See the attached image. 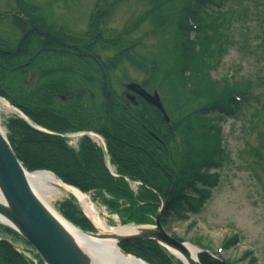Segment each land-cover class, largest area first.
Returning <instances> with one entry per match:
<instances>
[{
  "label": "trees",
  "instance_id": "obj_1",
  "mask_svg": "<svg viewBox=\"0 0 264 264\" xmlns=\"http://www.w3.org/2000/svg\"><path fill=\"white\" fill-rule=\"evenodd\" d=\"M238 1L242 0H185L179 9L181 17L175 23H172L174 11L167 6L152 8L156 29L163 31L165 25L170 24L180 40L179 46H174L176 60L169 68L170 74L163 76L170 86L176 87L173 91L176 97L169 103L171 120L168 125L158 111L142 102L137 107L130 105L107 89L105 83L102 105L95 102L96 81L106 80L107 69L127 63L147 70L149 74L158 71L155 62L147 64L135 58L132 54L135 44L124 42L125 33L104 38L95 30V25L101 24L96 21L80 37L65 35L40 18H35L31 25L29 15L33 10L21 0H16L20 11L28 16L23 23L27 28L17 47H11L0 39V97L7 99L35 126L46 131L61 135L78 131L96 132L105 140L114 173L140 182L149 189L140 187L134 196L124 180L115 179L108 173L101 150L88 138L80 140L75 152L67 146L65 139L38 132L21 119L13 118L7 122V130L17 159L29 172L47 170L64 184L82 193H92L93 200L116 212L122 223L151 222L158 199L150 189L166 198L172 187L162 216L164 225L175 219H184L187 213L196 214L210 190L217 185V177L210 173L211 170L227 158L217 139V122L224 121L232 113L239 117L251 103L257 106L264 103L252 93V83L250 90L246 87L236 97L229 94L230 90L225 85H212L206 73L209 67L206 51H200V47L206 49L203 41L207 36L198 31L193 39H189L193 31L190 22L198 23L206 14L217 18L226 5ZM258 15L260 12L255 14ZM34 39L38 42H33ZM221 46L225 50L224 44ZM38 49H42L41 53L32 54ZM97 50H113L115 53L106 64L99 60ZM165 51V56L172 53L167 52V48ZM121 60L123 63L119 64ZM61 95H67L66 101L61 102L57 98ZM188 100L196 106H189ZM182 126L192 140L198 128L205 146L194 150L185 143L178 153L177 162L170 142L174 131ZM260 143L264 150V141ZM63 215L82 230H91L76 207L64 205ZM236 240V237L227 240L223 247L234 245ZM119 248L149 264H179L153 242H127L120 244ZM199 260L201 264H220L205 255L199 256ZM0 264L26 263L0 242Z\"/></svg>",
  "mask_w": 264,
  "mask_h": 264
},
{
  "label": "rangeland",
  "instance_id": "obj_2",
  "mask_svg": "<svg viewBox=\"0 0 264 264\" xmlns=\"http://www.w3.org/2000/svg\"><path fill=\"white\" fill-rule=\"evenodd\" d=\"M26 2L40 5L44 12H36L35 16L29 17L32 19L31 25L35 23V18L45 15V19L54 27L60 26L63 31L80 37L89 31V26L94 21L102 22L95 25L96 32L102 33L104 38L125 33L124 38L122 37L124 42L135 44L132 50L135 57L147 64L156 63L155 68L158 67V71L154 74L127 63L116 65L111 70L107 69V75L104 73L106 80L99 79L95 84L97 104L102 105L104 100L103 83L107 84V89L120 96L121 83L131 81L139 85L145 83L144 88L146 87L147 91L157 89L162 105L169 109L170 101L176 97L173 92L176 87L170 86L163 76L166 73L170 74L169 68L176 60L174 46H179L180 40L170 24L165 25L163 31L156 29L153 24L154 13L151 10L158 5L167 6L174 11L172 23H175L181 17L179 9L183 7L185 0H27ZM263 4L264 0H242L230 3L221 10L219 17L214 16L210 19L209 16L200 21L202 28L200 33L208 32L212 41V45L207 47L209 50L206 53V62L221 43L225 45L224 53H220V64L214 66L217 68L215 77L218 80L222 77L228 85L233 82L238 86L237 88L249 87V90L252 83V86L254 85L252 93L258 95L261 102H264ZM15 5L13 0H0V39L11 47L18 46L22 33L27 28L23 24L26 22L25 18H16L21 23L7 19L5 13H13ZM257 12H260V15L255 16ZM105 13L106 16L102 18ZM214 27L217 36L212 34L215 33L212 30ZM190 35L193 36L194 33ZM33 42L38 41L34 39ZM33 46L35 51V44ZM165 48L169 53L172 51L170 56H165ZM41 50L38 49L32 54L38 55ZM96 53L99 60L108 64L107 61L115 52L97 50ZM21 63L24 64L25 61ZM121 63L123 60L119 62ZM182 95L187 96L183 92ZM187 103L191 107L196 106L190 100ZM255 104L252 103V106L245 111L244 117L227 120L222 125L220 140L224 144L227 161L220 169L219 185L212 191L204 209L195 218L196 224L193 223L194 221L190 224L191 219H188L173 222L172 225L167 224L169 227H166L168 232L174 233L179 239L201 243L212 252L223 247L229 236L238 233L239 241L234 245L223 247L220 253L223 258L234 264H264V150L260 145V142L264 141V103L258 106ZM14 115L9 107L0 106V127L5 134L6 122ZM194 125L196 128V123ZM185 130L182 126L171 136L170 149L173 150L177 162L178 153L185 143L194 150L205 146L198 128L193 140L189 139V134H186ZM256 150L258 153L255 152ZM55 188L58 192L51 191L50 195L45 196V201L56 213H61L60 205L63 206L65 203L71 202L80 208L79 203L67 190L58 186ZM94 207L99 213V218L109 227L119 226L115 216L107 213L103 207L95 205ZM252 259L254 262L251 261Z\"/></svg>",
  "mask_w": 264,
  "mask_h": 264
},
{
  "label": "water",
  "instance_id": "obj_3",
  "mask_svg": "<svg viewBox=\"0 0 264 264\" xmlns=\"http://www.w3.org/2000/svg\"><path fill=\"white\" fill-rule=\"evenodd\" d=\"M128 89L163 112L156 95L149 96L135 85H130ZM30 175L17 161L0 130V218L2 224L13 229L35 250L43 264H104L105 261L96 256L92 248L82 246L86 238L97 242L94 243L97 245L113 242L116 246L127 241H152L168 250L182 264H199L197 259L191 260L186 246L191 247L196 255L207 254L197 247L177 242L163 230L160 220L164 203L155 216L154 226H133V233L126 235L100 234L97 229V233L82 232L58 216L40 199L38 191L29 180ZM63 223L85 238L80 240L82 243L75 240ZM119 252L125 257L145 264L120 250ZM176 254L181 255L182 259ZM219 261L228 264L224 260Z\"/></svg>",
  "mask_w": 264,
  "mask_h": 264
},
{
  "label": "bare ground",
  "instance_id": "obj_4",
  "mask_svg": "<svg viewBox=\"0 0 264 264\" xmlns=\"http://www.w3.org/2000/svg\"><path fill=\"white\" fill-rule=\"evenodd\" d=\"M0 106L8 107V104L5 101L0 100ZM29 180L35 190H37L38 195L42 201L45 200L46 195H50L51 191L58 192L55 186H60L61 184L51 175L43 174V173H36L29 176ZM72 191V193L76 196L77 200L79 201L84 214L86 217L91 221L93 226L99 231L100 234H130L133 233L134 227L128 226L124 228H109L107 225L99 218L98 211L94 208V206L89 202L88 198L79 192L71 189H66ZM0 221L3 222L0 218ZM65 224V223H63ZM66 228L70 231L73 235L75 240L78 243H82L80 240L85 239L84 237H80L79 233L72 229L69 225L65 224ZM84 243L82 244L83 247L92 248L93 253L98 256L102 261H105L104 264H143L139 261L134 259L125 257L120 254L117 250L116 246L113 242H103L101 245H97L94 241L83 240ZM94 247V248H93ZM187 247V251L189 252V256L191 260L195 259V252L194 250ZM177 257L182 259V256L176 254ZM106 258V259H105Z\"/></svg>",
  "mask_w": 264,
  "mask_h": 264
}]
</instances>
